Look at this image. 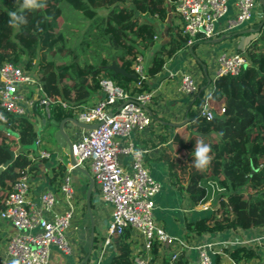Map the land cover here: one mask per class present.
Returning <instances> with one entry per match:
<instances>
[{"label": "trees", "instance_id": "1", "mask_svg": "<svg viewBox=\"0 0 264 264\" xmlns=\"http://www.w3.org/2000/svg\"><path fill=\"white\" fill-rule=\"evenodd\" d=\"M177 1L44 0L45 7L22 11V0H0V64L3 61L15 65L24 62L27 70L36 72L50 98L69 106L64 108L60 103L52 106L44 128L56 127L67 117L76 119L75 108L91 104L99 92L101 80L111 79L130 94L151 92L150 80L163 71L168 59L185 48L187 37L176 27L167 29V43L157 45L145 66V80L136 82L121 75L113 76L106 66L114 61L127 73L135 74V59L155 45L154 36L159 35V24L166 23L169 14L174 15ZM63 4H68L86 21L73 48L67 46L66 35L60 30V19L65 11ZM10 11L23 14L27 23L19 28L10 27ZM155 15L156 18H153ZM255 27V30L248 28L251 32L247 33L255 34V37L243 51L238 50L247 61L241 72L237 76H221L213 81L205 74L186 112V124L173 126L164 120L161 122L164 129L173 132L170 147L165 149L161 159L167 164L171 179L179 184L188 179L185 189L191 205L197 207L202 204L208 193V185L203 182L209 178L214 177L223 191L218 194L217 204L207 217L185 224L189 234L202 236L226 230L248 231L264 227V21L261 20ZM239 36L238 32L225 34L226 39ZM210 41L198 37L190 48L195 54L199 45ZM56 57L68 58V61L56 64ZM199 63L205 69L204 63ZM209 85L212 90L206 100L214 104L223 103L225 113L221 118L205 121L197 117V112L205 101L204 91ZM35 117L40 121L44 119L39 111H35L32 119L7 114L4 121H0V166L9 158L8 150L16 153L14 161L0 173V211L23 170L30 169L37 157L36 148L32 145L38 138V147L41 140L33 130ZM192 133L198 134L212 149L209 154L211 163L203 171H198L192 164L198 141L192 138ZM169 138V135H164L161 141L165 143ZM57 168L56 176L61 177L66 166L58 165ZM93 202L92 195L91 209ZM82 211V227H86L89 234L85 203ZM99 242L101 239L95 229L93 250ZM113 243L116 253L110 264H127L131 258L130 230L114 237ZM88 248L89 240L82 246L79 263L87 255ZM158 252L155 243L147 264H154ZM229 256L235 263L258 257L255 251L246 248L236 249ZM213 259L214 264H219L217 255ZM90 261L84 264H90ZM169 262L170 257H165L163 264ZM130 264L135 262L131 260ZM176 264L184 263L180 258Z\"/></svg>", "mask_w": 264, "mask_h": 264}, {"label": "built area", "instance_id": "2", "mask_svg": "<svg viewBox=\"0 0 264 264\" xmlns=\"http://www.w3.org/2000/svg\"><path fill=\"white\" fill-rule=\"evenodd\" d=\"M257 4L258 0H239L235 14L227 17L229 0H178L174 15L179 20L178 31L187 37L185 47L190 48L198 37L213 40L219 33L229 34L250 28ZM246 65V59L237 52H219L213 80L226 75L237 76ZM134 70L139 82L146 79L143 56L135 59ZM179 89L196 96L199 88L191 77L185 75L180 79ZM99 92L102 97L95 103L75 108L79 122L101 124L83 131L78 141L72 143V155L77 166L89 170L99 197L112 207L102 250L104 252L114 237L129 229L143 238V249L149 255L155 243L157 247L166 245L171 248L170 264H176L187 244L167 235L155 222L153 200L162 186L149 172L144 159L147 151L135 148L130 140L132 134L142 133L152 125L153 117L149 111L152 94H130L111 79L99 82ZM203 99L197 117L211 121L215 118V108L205 97ZM57 103L69 108L45 93L36 72L27 70L22 63L15 65L3 61L0 64V111L3 117L8 114L32 119L34 112L39 111L46 120ZM224 112L221 107L218 114ZM38 122L40 124V119ZM39 157L49 158L50 154L42 151ZM123 159L128 160L127 166L123 165ZM72 170L73 166L68 163L58 186L59 194L69 207H72L70 200L73 198ZM29 190V174L25 169L4 199L0 211V220L13 228L6 242L12 263L50 264L53 249L63 256H72L68 236L72 228V209L63 213L55 211L58 196L53 191L43 192L38 204H27ZM196 251L197 264H214L215 252L211 244L198 245ZM148 261L134 258L135 264H147ZM91 264H97V261Z\"/></svg>", "mask_w": 264, "mask_h": 264}, {"label": "crops", "instance_id": "3", "mask_svg": "<svg viewBox=\"0 0 264 264\" xmlns=\"http://www.w3.org/2000/svg\"><path fill=\"white\" fill-rule=\"evenodd\" d=\"M238 1L239 0H229L227 17L235 14ZM263 15V7L258 2L255 8V15L252 24L259 23L263 19ZM178 24L179 20L172 14H169L166 23L159 24L158 41L156 40L154 46L143 51V59L145 60L149 57L144 66L150 62L157 45H162L168 42L169 36L167 29L171 26L178 29ZM225 34L227 33H219L215 38L216 40L221 39V42L204 43L197 47L195 55L204 63L205 69L200 66V63L196 62L190 54L189 48L186 47L176 53L174 57L166 61L163 71L149 82L152 88V101L149 106V111L153 117L152 125L142 133L132 134L130 138L135 148L147 151L144 158L146 165L152 177L162 186L161 191L153 200L155 222L163 228L167 235L181 239L187 244V249H184L180 257L184 264H197L196 246L202 244L212 245L215 255L219 257V264L264 263V227L254 228L248 231H243L241 229L235 231L226 230L218 233H206L202 236L189 234L186 231L185 224L187 222L198 220L201 217H207L212 209L210 207L207 208V204L197 207L192 206L185 189V182L182 180L179 184L175 179H171L167 164L161 159L165 149L170 147V139L173 135L172 130L164 129L163 123H161L162 120L173 126L185 125L184 122H187L185 120L186 112L195 97L191 94H185L179 89L181 77L185 75L191 77L199 88L205 74H207L209 80L213 81L216 70V56L219 52L238 53V50L243 51L248 44L247 38L239 36L233 39H226ZM254 37L255 35L250 38L253 39ZM211 90L212 87L210 85L205 89V98L210 94ZM101 97L100 92H98L93 97L91 104L95 103ZM209 104L216 108L217 105L223 103L214 104L209 101ZM35 124H39L38 119L35 120ZM44 124L40 121L41 126L39 134L44 129ZM51 129L52 140L56 148L45 149L40 147V145L36 147L35 156L37 157H35L30 169H28L30 190L27 196V204L36 205L43 192L53 191L58 196L55 211L63 213L68 209H72V228L69 230L68 236L72 244L73 255L66 257L53 249L50 264H79L78 259L82 252V246H84L89 240L90 234V230L89 234H87L86 227H82V205L84 203L86 204V194L90 181L89 178L81 172H71L70 176L74 179L75 185L73 186L71 184L73 188V198L70 200L72 207H69L67 205L68 203L65 202L58 190L63 174L61 177L56 176V173L58 172L57 166L65 165L67 168L69 158L54 138V133L56 132L57 127L52 126ZM83 131V129L75 125H64V132L72 143L78 141ZM164 135L170 136L169 140L165 143L161 141V137ZM42 151L48 152L50 157L41 159L39 153ZM122 163L127 166L128 160L123 159ZM83 169L87 170L90 175L87 168ZM180 185L183 186V188H181ZM92 195L94 207L91 211L94 221V230H97L101 242H99L97 247L93 250L90 262L97 261V264H110L111 258L116 253L115 246L112 241L103 252L102 240L111 218L112 207L99 197L95 185L94 191L91 193V196ZM12 231L13 228L9 223L0 220V264H13L6 249V242ZM75 232H79L77 237L75 236ZM143 241V238L137 232L130 231L131 258L127 264H130L131 260L134 261L135 257H141L148 260L151 258V255L146 253L143 249ZM240 248L255 251L258 257L253 258L250 261L242 260L235 263L229 254ZM158 250V257L154 264H163L165 257H170L171 248L165 245L164 247H158ZM101 254L103 256L99 257Z\"/></svg>", "mask_w": 264, "mask_h": 264}, {"label": "water", "instance_id": "4", "mask_svg": "<svg viewBox=\"0 0 264 264\" xmlns=\"http://www.w3.org/2000/svg\"><path fill=\"white\" fill-rule=\"evenodd\" d=\"M258 2L263 7V10H264V0H258ZM262 20L264 21V17H263ZM250 32H251V30L245 29V30L239 31L238 33L240 35H242V34H247V33H250ZM215 42L216 43L221 42V39H218V40H216V39L214 40L213 39L209 43H215ZM189 52L193 56V58L196 60V62L199 63L200 61L197 58V56L192 52V48H189ZM106 68L113 72V76L121 75L123 77L132 79V80H134L136 82H139V78L135 74L127 73L125 70L121 69L114 61H112L108 66H106ZM41 123L44 124L45 120L42 119ZM99 124H101V123H98V124H85V123L79 122L75 118L67 117V118L63 119L56 126L57 130L54 133V138H55L56 142L58 143V145L61 148H63L64 153L69 158L70 165L73 166V170L72 171L73 172H81V173H83L86 177L89 178V181H90V184H89V187H88V191H87V194H86V212H87V216H88L89 223H90L89 248H88L87 255L82 260V262L79 263V264L86 263L91 258V254L93 252L94 221H93V215H92V211H91V207H90V196H91V193L94 191V183H93V179L90 177V175L88 174L87 170H85V169H83V168H81V167L76 165L75 160H74L73 155H72V142H71V140L68 138V136L64 132V125H68V126L75 125V126L81 128L83 130H92V129L97 128L99 126ZM184 124H186V122H184ZM40 126H41L40 124H35L34 125L33 130H34L35 133H39ZM36 141H37V139H35L34 142H33V145H32L33 148H36ZM8 154H9V158L4 162L3 165L0 166V173L8 165H10L14 161V159L16 157V153L13 150H8Z\"/></svg>", "mask_w": 264, "mask_h": 264}, {"label": "rangeland", "instance_id": "5", "mask_svg": "<svg viewBox=\"0 0 264 264\" xmlns=\"http://www.w3.org/2000/svg\"><path fill=\"white\" fill-rule=\"evenodd\" d=\"M2 1H7V0H2ZM63 7L65 9L64 11V15L63 17L60 19V30L62 33H64L66 35L67 38V46L70 48H73V45L76 44L77 40L80 37V33L83 30L84 24L86 23V21L82 18L81 14L72 10L70 8V6L68 4H63ZM258 24V23H257ZM256 24H252V26L250 27V29H256L255 27ZM255 34H242L240 35V37L243 38H247L248 39V43L251 40V36H254ZM156 41V40H155ZM158 41V40H157ZM157 45V44H156ZM77 54H80V52H76ZM88 60H90V54H87ZM149 57L147 59H143V63L144 65L147 63ZM56 64H60L64 61H68L67 59H61V58H55ZM24 65V62L22 63ZM221 107H225L223 104L221 105H217L215 108V118H221L223 116V114L225 113H220L219 109ZM52 129L50 127H47L46 129L44 128L42 130V132H40L39 134V139L41 140V144L40 147H43L45 149H53L56 148L55 144L53 143L52 140ZM192 138L197 141L199 140L201 137L198 134L192 133ZM233 160H235V158H233ZM71 184L74 186V179L71 178ZM185 182L186 186H187V182L188 179L185 178V180L183 181ZM203 183H207L208 185V193L206 194V196L203 198L202 200V204L201 205H205L207 204V208H215L216 206V199L218 194H220L221 191L220 189V185L218 184L217 180L213 177V178H209L208 180H206ZM82 204V203H81ZM201 208V207H200ZM79 232H75V236L77 237V235Z\"/></svg>", "mask_w": 264, "mask_h": 264}, {"label": "clouds", "instance_id": "6", "mask_svg": "<svg viewBox=\"0 0 264 264\" xmlns=\"http://www.w3.org/2000/svg\"><path fill=\"white\" fill-rule=\"evenodd\" d=\"M19 2V0H18ZM45 7L44 0H22L20 3L21 10H37ZM9 26L12 28H19L21 25L27 23V19L23 14H18L16 11L8 12ZM208 119L211 120L212 116L210 113L207 114ZM5 119L2 115H0V120ZM212 151L211 146L204 142L203 139L197 141L194 151V159H193V167H195L198 171H203L208 168L211 163L212 157L209 155ZM13 264H19L18 261H13Z\"/></svg>", "mask_w": 264, "mask_h": 264}]
</instances>
